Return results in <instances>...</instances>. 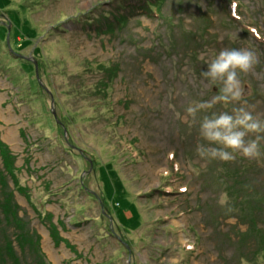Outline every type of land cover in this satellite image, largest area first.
Wrapping results in <instances>:
<instances>
[{"label": "rangeland", "instance_id": "1", "mask_svg": "<svg viewBox=\"0 0 264 264\" xmlns=\"http://www.w3.org/2000/svg\"><path fill=\"white\" fill-rule=\"evenodd\" d=\"M241 47L211 111L264 121V0H0V264H264V139L202 158L185 111L217 94L197 57Z\"/></svg>", "mask_w": 264, "mask_h": 264}, {"label": "clouds", "instance_id": "2", "mask_svg": "<svg viewBox=\"0 0 264 264\" xmlns=\"http://www.w3.org/2000/svg\"><path fill=\"white\" fill-rule=\"evenodd\" d=\"M197 59L206 66L200 70V76L217 91L211 99L191 101L185 109L191 117L190 127L196 126L200 141L195 149L197 154L222 161H230L236 154L245 158L260 156L264 121L257 119L243 103L232 106L230 111H211L217 104L227 107L242 101L239 75L248 73L256 63L254 52L244 47L223 48L215 54L201 53ZM200 113L203 115L198 119ZM220 203L223 206L225 201Z\"/></svg>", "mask_w": 264, "mask_h": 264}, {"label": "trees", "instance_id": "3", "mask_svg": "<svg viewBox=\"0 0 264 264\" xmlns=\"http://www.w3.org/2000/svg\"><path fill=\"white\" fill-rule=\"evenodd\" d=\"M150 2H148L147 4H149ZM150 6H148V8H149ZM145 9H147V7H145ZM152 9V8H151ZM119 20V19H118ZM6 212H7V214H10L11 216H8V218H6L5 219V221H7V220H9V219H11V217H12V220H14V216L12 215V210H11V207H10V205L8 204L6 207ZM15 220H17L18 221V219L16 218ZM2 219L0 218V224H2ZM3 225V224H2ZM1 225V226H2ZM255 227H256V225H255ZM258 228V227H257ZM0 229H1V227H0ZM259 229V228H258ZM1 231H3L2 233H7V234H5V236H6V238H8V232H7V230H2L1 229ZM1 231H0V236H1ZM28 236V235H27ZM30 236V235H29ZM19 238H20V236H19ZM22 240H26V239H23V238H21V240L20 241H22ZM30 240H32L33 241V239H30ZM34 243L36 244L37 242H35L34 241ZM5 244V249H6V253H8V252H10L11 254H14V257L18 260V264H28L26 261H22V259L16 254V251L14 250V247H13V242L12 241H10V240H7V242L6 243H4ZM23 244V243H22ZM23 247H24V244H23ZM1 249L3 248V246H1L0 247ZM24 249V248H23ZM34 249H35V251H34V253H36L35 255H36V257H40V253H39V248H38V246L37 247H34ZM17 255V256H16ZM37 261V260H36Z\"/></svg>", "mask_w": 264, "mask_h": 264}, {"label": "bare ground", "instance_id": "4", "mask_svg": "<svg viewBox=\"0 0 264 264\" xmlns=\"http://www.w3.org/2000/svg\"><path fill=\"white\" fill-rule=\"evenodd\" d=\"M177 229H178V228H176V232H177Z\"/></svg>", "mask_w": 264, "mask_h": 264}]
</instances>
